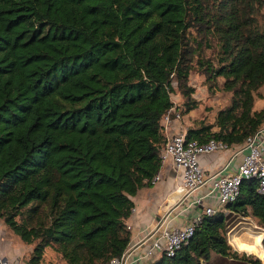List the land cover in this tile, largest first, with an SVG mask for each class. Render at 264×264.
<instances>
[{
	"label": "trees",
	"instance_id": "1",
	"mask_svg": "<svg viewBox=\"0 0 264 264\" xmlns=\"http://www.w3.org/2000/svg\"><path fill=\"white\" fill-rule=\"evenodd\" d=\"M194 61L209 88L222 77L231 96L187 139L242 145L264 126L254 101L264 86V0H0V218L35 241L27 264H47V246L66 264H110L126 251L132 196L161 167L173 80L182 114L198 107ZM257 186L243 179L173 255L145 264H264L227 238L235 213L264 228ZM248 248L258 249L256 237Z\"/></svg>",
	"mask_w": 264,
	"mask_h": 264
},
{
	"label": "built area",
	"instance_id": "2",
	"mask_svg": "<svg viewBox=\"0 0 264 264\" xmlns=\"http://www.w3.org/2000/svg\"><path fill=\"white\" fill-rule=\"evenodd\" d=\"M170 110L162 118V130L167 129L172 121ZM179 116V113L175 114V117L179 118ZM165 137L166 141L159 152L161 164L170 162L180 170L181 176L178 185L179 199L166 216L168 214L170 216L175 211L170 218L172 220L184 211L190 209L194 211L188 222L184 224L171 226L168 225V221L159 224L152 233L155 235L153 241L136 257L140 261L163 251L168 256L173 255L176 249L192 236L196 224L201 221L204 213L212 214L237 197L243 179L257 178V190L264 193V126L245 139L242 148L246 151L242 153L236 167L231 169L229 161L212 171H206L199 162V155L202 153L230 148L221 140L212 137L202 141L187 139L186 132H176ZM237 153L235 152L231 157ZM159 178L160 175L156 174L151 182L155 183ZM142 243L143 241L139 245H143ZM127 258L124 252L121 257L112 258L110 264H129ZM0 264H15V262L0 249Z\"/></svg>",
	"mask_w": 264,
	"mask_h": 264
},
{
	"label": "crops",
	"instance_id": "3",
	"mask_svg": "<svg viewBox=\"0 0 264 264\" xmlns=\"http://www.w3.org/2000/svg\"><path fill=\"white\" fill-rule=\"evenodd\" d=\"M262 107L264 105L258 107V102H255V109L260 110ZM174 123L175 120H172L169 127L163 130L165 136L177 132V126ZM245 151L242 145L233 146L224 150V153H221L217 158L213 154H203L201 157L199 155V162L206 171H212L217 170L229 161V168L231 169L236 167L238 161L241 159L242 153ZM235 152H238L237 155L231 157ZM158 174L160 178L155 183L142 187L132 196L134 206L130 216L125 220L130 230V242L125 251L129 264H145L158 256V253H156L141 261L136 259L144 247L153 241L155 235L152 233L159 224L165 223L166 221L171 226L184 224L188 222L194 211L191 209L184 211L172 220L170 218L175 211L170 216L169 214L166 216L180 196V192L178 191V185L181 182L180 170L175 168L170 162H166L161 164ZM226 212L228 211L226 210ZM263 230L264 228L258 223L255 217L235 213L232 220L228 221L227 238L234 249L250 253L252 251L248 246L252 243L255 232H260L263 236ZM141 241H143V245H139ZM263 256L264 252L262 256L258 255L260 259H263Z\"/></svg>",
	"mask_w": 264,
	"mask_h": 264
},
{
	"label": "rangeland",
	"instance_id": "4",
	"mask_svg": "<svg viewBox=\"0 0 264 264\" xmlns=\"http://www.w3.org/2000/svg\"><path fill=\"white\" fill-rule=\"evenodd\" d=\"M216 48H206L203 51V57L215 61ZM205 67L200 64L193 62V68L190 71L188 77V84L193 88L194 92L192 97L198 101V107L191 110L187 114H182L184 98L178 89L175 80L172 82L173 92L170 97L172 100V109L170 110L171 120H175V126H177V132H186L188 128L197 127L201 123L212 124L215 121L217 111L225 107L229 101L231 93L223 90L222 77L217 79L215 87L209 88L210 83L206 81L203 74ZM259 94L261 98H254L255 102H258V107L264 105V86L260 89ZM179 113V118L175 117V114ZM171 123V122H170ZM216 128H214L215 130ZM224 150L215 151L213 153H202L201 155H212L217 158ZM217 161V160H215ZM262 234L255 232L254 237L257 239L258 249L248 254L251 256L258 257L263 255V246L261 242ZM35 241L32 243L24 242L18 234H16L8 225L4 223V220L0 218V249L7 257L14 260L15 264H27V258L30 255L32 247ZM241 252V251H239ZM256 253V254H255ZM262 259V258H261ZM243 261V260H242ZM43 262L47 264H66V261L62 258L61 254L57 252L54 247L47 246L44 250ZM241 264H249L242 262Z\"/></svg>",
	"mask_w": 264,
	"mask_h": 264
},
{
	"label": "water",
	"instance_id": "5",
	"mask_svg": "<svg viewBox=\"0 0 264 264\" xmlns=\"http://www.w3.org/2000/svg\"><path fill=\"white\" fill-rule=\"evenodd\" d=\"M169 211H170V210H169ZM169 211H168V212H169Z\"/></svg>",
	"mask_w": 264,
	"mask_h": 264
},
{
	"label": "bare ground",
	"instance_id": "6",
	"mask_svg": "<svg viewBox=\"0 0 264 264\" xmlns=\"http://www.w3.org/2000/svg\"><path fill=\"white\" fill-rule=\"evenodd\" d=\"M245 246V245H244Z\"/></svg>",
	"mask_w": 264,
	"mask_h": 264
}]
</instances>
